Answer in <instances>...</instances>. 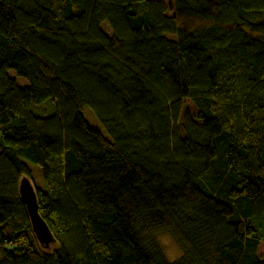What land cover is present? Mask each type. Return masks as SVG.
Listing matches in <instances>:
<instances>
[{"label": "trees", "instance_id": "1", "mask_svg": "<svg viewBox=\"0 0 264 264\" xmlns=\"http://www.w3.org/2000/svg\"><path fill=\"white\" fill-rule=\"evenodd\" d=\"M262 231L264 0H0V264H264Z\"/></svg>", "mask_w": 264, "mask_h": 264}, {"label": "rangeland", "instance_id": "2", "mask_svg": "<svg viewBox=\"0 0 264 264\" xmlns=\"http://www.w3.org/2000/svg\"><path fill=\"white\" fill-rule=\"evenodd\" d=\"M162 1L164 3H169L171 0H158ZM103 31L105 33H109L106 27H103ZM9 76L13 79H15L17 86L22 87L26 85V82L20 78H16L14 76L13 72H8ZM187 109L189 111V114L195 115L196 109L194 108L192 102L188 99H185L183 101V110ZM36 110L35 112L38 114H41L42 112L47 115L49 114V106L47 104L43 105L41 110ZM42 111V112H41ZM82 115L86 119V121L94 128H97L101 131L103 135H106L101 126L96 122L93 114L91 113L90 109L88 107H84L82 110ZM180 130L182 131V122L179 123ZM29 164V163H28ZM32 170V182L36 186L42 185V178H41V172L40 169H38L36 166L29 164ZM31 183V182H30ZM261 236L264 237V231L261 232ZM156 241L165 257V259L169 263L176 262L181 257V250L179 245L167 234H159L156 237ZM257 255L261 256L264 259V242H260L257 247Z\"/></svg>", "mask_w": 264, "mask_h": 264}, {"label": "water", "instance_id": "3", "mask_svg": "<svg viewBox=\"0 0 264 264\" xmlns=\"http://www.w3.org/2000/svg\"><path fill=\"white\" fill-rule=\"evenodd\" d=\"M17 193L20 201L25 207L31 231L35 239L42 245H48L50 242H52V237L46 225L37 213L35 192L32 184L26 177L20 179L17 186Z\"/></svg>", "mask_w": 264, "mask_h": 264}]
</instances>
